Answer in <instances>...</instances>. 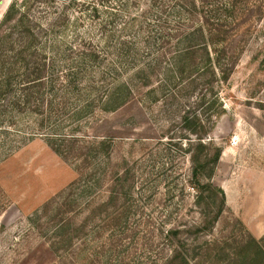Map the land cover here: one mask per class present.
I'll return each mask as SVG.
<instances>
[{"label": "rangeland", "instance_id": "obj_1", "mask_svg": "<svg viewBox=\"0 0 264 264\" xmlns=\"http://www.w3.org/2000/svg\"><path fill=\"white\" fill-rule=\"evenodd\" d=\"M52 1L57 10L65 4L64 0ZM93 1L103 19L109 15L107 9L119 8L114 0ZM150 1L134 0L133 12L151 10ZM9 2L0 0V19ZM78 13L77 7L75 11L71 8L68 27L56 29L63 48L78 47L81 40L96 41L100 35L95 20L88 17L75 28L73 20ZM252 15L239 33L245 38L243 53L228 86L220 92L227 113L210 133V139L222 149L211 178L222 193L205 191L197 204V192L188 181L192 168L188 150L166 137L158 140L179 115L175 111L165 117L164 103L136 99L128 108L83 116L79 122L58 117L60 132L76 133L81 145L106 141L94 164L83 168L80 162L84 157L64 158L48 144L46 131L32 133L26 119L11 128L10 148L0 158V264H52L66 254L52 250L54 224L41 209L69 194L79 200L70 215L75 221V237L67 264H164L172 254V241L179 238L186 240L192 264H231L238 247L251 238L261 241L264 6L254 8ZM155 24L153 21V32ZM94 181L98 185L81 198V189ZM86 200L91 201L90 206ZM218 212L216 222L209 224ZM201 219L204 224L200 225ZM172 228L181 232L177 240L166 238V231Z\"/></svg>", "mask_w": 264, "mask_h": 264}, {"label": "trees", "instance_id": "obj_2", "mask_svg": "<svg viewBox=\"0 0 264 264\" xmlns=\"http://www.w3.org/2000/svg\"><path fill=\"white\" fill-rule=\"evenodd\" d=\"M64 1L57 10L51 0H11L0 19V158L10 148L11 128L27 119L32 133L46 131L48 144L64 158L82 156V168L92 166L105 139L81 145L76 133L60 132L57 118L79 122L83 116L116 112L140 99L164 103L165 117L178 112V121L157 139L166 137L188 150V181L197 192V204L205 191L222 193L211 182L222 149L210 133L227 113L220 92L243 53L245 38L239 33L254 17V8L263 9L264 0H151V10L143 13L133 12L134 0H114L119 8L107 9V19L93 0ZM76 7L74 27L88 17L95 20L100 35L96 41L81 40L78 47L63 48L56 29L68 27L69 10ZM126 70L130 72L122 78ZM97 181L84 186L80 197H87ZM59 200L45 204L41 212L54 224L52 250L66 253L52 264H67L75 237L70 215L79 198L69 194ZM219 212L209 224L216 222ZM180 233L169 229L166 238L177 240ZM178 240L172 241V254L164 264H192L186 240ZM235 254L231 264H264V238H251Z\"/></svg>", "mask_w": 264, "mask_h": 264}]
</instances>
